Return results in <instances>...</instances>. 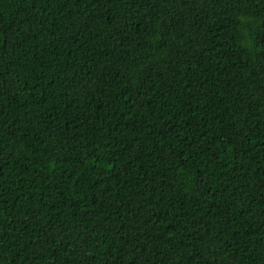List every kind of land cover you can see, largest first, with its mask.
<instances>
[{
	"label": "trees",
	"instance_id": "trees-1",
	"mask_svg": "<svg viewBox=\"0 0 264 264\" xmlns=\"http://www.w3.org/2000/svg\"><path fill=\"white\" fill-rule=\"evenodd\" d=\"M0 264H264V0H0Z\"/></svg>",
	"mask_w": 264,
	"mask_h": 264
}]
</instances>
